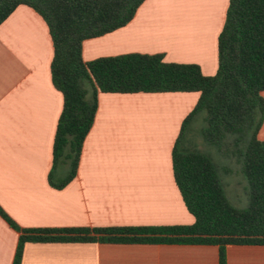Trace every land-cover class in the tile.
<instances>
[{
  "label": "crops",
  "instance_id": "0c3cea01",
  "mask_svg": "<svg viewBox=\"0 0 264 264\" xmlns=\"http://www.w3.org/2000/svg\"><path fill=\"white\" fill-rule=\"evenodd\" d=\"M227 6L144 0L126 25L85 39L82 58L162 54L214 75ZM52 56L48 26L31 7L18 5L0 23V208L20 228L192 224L171 153L199 92H99L76 174L55 188L49 173L63 97L52 84ZM188 136L185 146L202 148L201 137ZM257 137L264 140V120ZM66 173L60 165L54 177ZM19 234L0 215V264H12ZM225 255L226 264H264V245L229 244ZM20 264H218V246L27 242Z\"/></svg>",
  "mask_w": 264,
  "mask_h": 264
},
{
  "label": "trees",
  "instance_id": "16d2710c",
  "mask_svg": "<svg viewBox=\"0 0 264 264\" xmlns=\"http://www.w3.org/2000/svg\"><path fill=\"white\" fill-rule=\"evenodd\" d=\"M144 0H0V23L18 6L34 9L46 22L53 46L50 73L63 105L52 146L50 184L64 187L76 174L99 92H199L172 149L173 177L194 221L188 225L20 228L12 264H20L27 242L119 244H207L218 246L226 264L229 244L264 245V0H228L217 38V70L202 74L192 63L163 60L162 54L128 53L82 58V42L126 25ZM202 114L198 133L218 151L231 147L247 182L248 201L237 207L225 194L214 159L183 144ZM67 166L62 179L54 177Z\"/></svg>",
  "mask_w": 264,
  "mask_h": 264
},
{
  "label": "rangeland",
  "instance_id": "374dc122",
  "mask_svg": "<svg viewBox=\"0 0 264 264\" xmlns=\"http://www.w3.org/2000/svg\"><path fill=\"white\" fill-rule=\"evenodd\" d=\"M202 115V114H201ZM203 125L201 120H197L191 123L189 131L186 132L189 140L200 138L197 133L198 129ZM185 136V138H187ZM202 148L199 149L205 153H208L215 161L219 168V176L224 185L225 194L228 199L237 207H245L248 201L247 195V182L246 178L240 170V164L236 159V156L231 154V147L218 151L215 147H212L205 142L201 143Z\"/></svg>",
  "mask_w": 264,
  "mask_h": 264
}]
</instances>
